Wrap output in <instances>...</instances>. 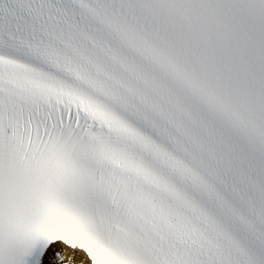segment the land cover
<instances>
[{"label": "snow or ice", "instance_id": "snow-or-ice-1", "mask_svg": "<svg viewBox=\"0 0 264 264\" xmlns=\"http://www.w3.org/2000/svg\"><path fill=\"white\" fill-rule=\"evenodd\" d=\"M0 264H264V0H0Z\"/></svg>", "mask_w": 264, "mask_h": 264}]
</instances>
